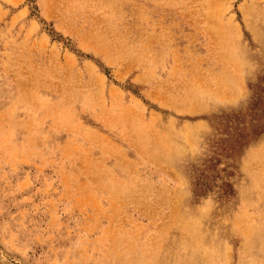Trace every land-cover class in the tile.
Returning <instances> with one entry per match:
<instances>
[{
    "label": "rangeland",
    "instance_id": "1",
    "mask_svg": "<svg viewBox=\"0 0 264 264\" xmlns=\"http://www.w3.org/2000/svg\"><path fill=\"white\" fill-rule=\"evenodd\" d=\"M0 264H264V0H0Z\"/></svg>",
    "mask_w": 264,
    "mask_h": 264
}]
</instances>
